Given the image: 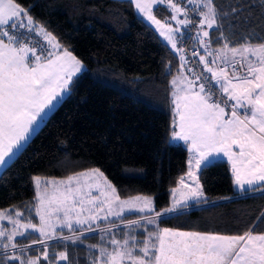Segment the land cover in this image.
<instances>
[{
    "label": "trees",
    "instance_id": "obj_1",
    "mask_svg": "<svg viewBox=\"0 0 264 264\" xmlns=\"http://www.w3.org/2000/svg\"><path fill=\"white\" fill-rule=\"evenodd\" d=\"M17 2L30 9L34 20L81 60L85 71L72 80L69 95L1 172L0 211L18 209L27 216L29 209L33 210L35 176L65 178L93 168L106 175L121 198L148 195L153 197L157 212L168 207L171 190L186 173L188 158L187 147L171 141L175 120L171 78L180 71L179 56L137 14L131 0ZM215 4L223 14L218 9V27L209 31L212 46L225 43L224 36L235 46L264 40V7L259 0H215ZM155 13L161 19L172 14L164 5ZM200 180L204 201L163 215L157 226L148 230L264 233V185L238 191L229 164L222 160L211 162L200 173ZM141 217L129 214L124 219ZM76 233L84 235L83 240L54 239L44 244L34 243L42 238L29 233L16 240V249L1 248L0 261H105L100 259V247L107 241L95 238L98 232ZM135 233L142 242L144 231ZM44 251L48 260L43 258ZM60 252H65L68 260H60ZM5 253L21 260H5Z\"/></svg>",
    "mask_w": 264,
    "mask_h": 264
},
{
    "label": "snow or ice",
    "instance_id": "obj_2",
    "mask_svg": "<svg viewBox=\"0 0 264 264\" xmlns=\"http://www.w3.org/2000/svg\"><path fill=\"white\" fill-rule=\"evenodd\" d=\"M187 2L196 4L197 8L203 2L206 11L191 10L201 19L197 21L190 17L189 9L177 0H134L138 12L156 26L171 49L180 53L182 70L188 60L183 48H178L181 29L186 32L196 29L200 47L214 57L211 63L222 62L212 67L207 56L193 51V56H199L204 71L211 76L193 73L192 77H186L181 71L171 81L176 117L171 138L189 146L192 156L186 177L192 183H187L185 177L180 178L179 186L172 189L173 206L165 212L175 211L187 200L203 196L198 172L202 173L221 153L231 162L237 185L243 188L264 182V40L235 46L224 36L226 42L212 50L210 33L205 26L207 29L218 27V9L219 14H223V9L215 4V0ZM259 2L264 7V0ZM160 5L171 9L170 20L175 21L176 27L153 14L154 6ZM36 36L43 37L46 43L41 44ZM212 39L219 43L215 36ZM251 57H255V61ZM83 67L72 51L34 20L30 9L17 0H0V165L5 164L6 157L14 154V149L27 140L38 118L54 106L53 101L68 90L73 77ZM187 71L193 72L190 68ZM33 183L37 201L33 207L39 216V225L31 221L21 223L9 212L0 211V220L7 219L14 225L11 232L0 229V238H7L2 245L5 250L16 249L14 238L25 236L20 228L39 232L44 239L34 243L44 244L47 239H79L75 235L57 237V226L71 230L73 224L88 225L85 230L92 232L95 230L92 223L109 216L123 217L126 211L155 212L150 197L121 199L117 189L98 168L59 180L36 176ZM23 215L20 211L15 212V217ZM162 216L163 213L155 212L156 218ZM155 223L156 219L143 216L130 221L126 227ZM145 231L147 238L142 242L132 235L122 240L111 239L113 251L101 249L104 264H264V234L254 235L252 230L242 235L201 234L170 228ZM43 258L49 259L47 251L43 252ZM59 259L68 260V256L60 252ZM5 260H21V257L5 253ZM0 264L5 262L0 261ZM21 264H38V259L21 260Z\"/></svg>",
    "mask_w": 264,
    "mask_h": 264
},
{
    "label": "rangeland",
    "instance_id": "obj_3",
    "mask_svg": "<svg viewBox=\"0 0 264 264\" xmlns=\"http://www.w3.org/2000/svg\"><path fill=\"white\" fill-rule=\"evenodd\" d=\"M207 10V9H206ZM205 9H204V11H206ZM171 16V15H170ZM170 16H169V18H157V19H160L162 22H165V21H167L168 23H171L172 25H173V27H176V24H175V21H171L170 20ZM149 22V24L151 25V27L152 28H154V30L157 32V34L159 35V37L161 38V40L164 42V43H166L167 45H169L166 41H165V39L163 38V37H161L160 36V34H159V30L156 28V26L155 25H153L150 21H148ZM181 73V71H179V72H177L172 78H171V81L173 80V78H175V77H177L179 74ZM171 85H172V83H171ZM173 86V85H172ZM172 91H173V87H172ZM145 96L147 97V93H145ZM171 97H172V92H171ZM173 98V97H172ZM63 100V99H62ZM105 175V174H104ZM36 177V176H35ZM40 177H42V178H47V179H52V178H50V177H43V176H40ZM105 177H106V175H105ZM198 177H199V181H200V184H201V180H200V175H198ZM66 178V177H65ZM107 178V177H106ZM185 178H186V182L187 183H192V181L191 180H189V179H187V177L185 176ZM55 179H57V180H59V179H64V178H55ZM108 179V178H107ZM109 181V180H108ZM110 182V181H109ZM111 183V182H110ZM179 183V182H178ZM112 184V183H111ZM113 185V184H112ZM202 185V184H201ZM114 186V185H113ZM93 194L95 195L96 193H95V191L93 192ZM171 194H172V190H171ZM35 196H36V189H35ZM141 196V195H140ZM142 196H146V197H150L151 199H152V201H153V207H154V209H155V204H154V199H153V197L152 196H148V195H142ZM121 199H123V198H121ZM126 199H128V198H126ZM188 202H191L190 200H187ZM37 203V201L35 200V197H34V202H33V206L35 205ZM185 204V203H184ZM173 206V195L171 196V198H170V204L168 205V207H166L165 209H163L162 211H160V213H163V215H167V214H171V213H173V212H176V210H178L177 209V207L178 206H182V205H178L177 207H176V209H175V211H172V212H165V210L166 209H168V208H171ZM6 210V212H9V214H11V215H13V217L14 218H16V219H19L20 221H21V223H27V222H29V221H31L32 223H34V224H37V225H39V216L36 214V212H35V208L33 207V210L32 211H30V212H28L27 213V216L25 215H23V216H21V217H15V212L17 211V210H15V211H12L10 208L9 209H5ZM19 211V210H18ZM21 212V211H20ZM155 212H157L156 210H155ZM155 212H152V213H148V212H145V213H139V212H128V211H126L125 213H124V215H123V217H117V216H115V215H113V216H109L107 219H101V220H98V221H96L95 223H92L91 224V227L93 228V229H95L94 231H92V233H95V232H98V236H95V238H97L99 241H107V242H109L110 243V241H111V239H113V238H115V239H117V240H122L121 239V236H124V237H127V236H129L130 234H132V236L134 235V236H137V234L135 233V232H137L138 230H140V231H144V235H143V241L144 240H146V238H147V232L145 231L146 229H149L150 227H155V226H157V224H158V222H159V218H156L155 217ZM22 213H24L25 214V211L24 212H22ZM85 214H87V213H85ZM129 214H136V215H141V216H148V218H151V219H156V223L155 224H153V225H147V224H142L141 226H133L132 228H128V227H126V225L128 224L127 222H129L130 220H128V219H124V216H126V215H129ZM61 217H63V213H60L59 214ZM103 215V214H102ZM132 221V220H131ZM8 222H9V226H4V230H7V231H9V232H11L12 230H13V228H14V225L8 220ZM53 222L55 223L56 221H55V214H54V216H53ZM119 224V225H118ZM87 227H88V225H83V226H81V225H76V224H73V228L70 230V229H68L67 227H60V226H57L56 227V235H57V237H63V233H65V232H69V233H71L72 234V236L73 235H75L76 237H79V241H81V240H83V237H84V235H82V234H77L76 233V231L77 230H80L81 231V233L82 232H87L85 229H87ZM105 229H111L110 231H106ZM82 230H84V231H82ZM172 230H174V229H172ZM19 231H21V232H25V235H27V234H29V233H34L35 235H38V236H40L41 237V235H40V233L39 232H34V231H32L31 229H27V230H25V229H23V228H20L19 229ZM158 231V230H157ZM176 231H178V230H176ZM185 232V231H184ZM21 237H23V236H16L15 238H21ZM42 239H44V237H41ZM48 240H54V239H47L46 241H48ZM78 240V239H77ZM137 240V239H136ZM7 241H2V242H0V248H3L2 247V245L4 244V243H6ZM130 243H132V241H130ZM112 248H114V246L112 245L111 246ZM102 248H105V247H100V251H101V249ZM107 251H108V249H107ZM113 251V249H111L110 251H108V252H112ZM102 255V254H101ZM103 256V255H102ZM105 260V259H104ZM100 264H104V261H102Z\"/></svg>",
    "mask_w": 264,
    "mask_h": 264
},
{
    "label": "crops",
    "instance_id": "obj_4",
    "mask_svg": "<svg viewBox=\"0 0 264 264\" xmlns=\"http://www.w3.org/2000/svg\"><path fill=\"white\" fill-rule=\"evenodd\" d=\"M132 2H133V4H134V0H131ZM201 4V7H202V9H201V11H204V5H203V2H201L200 3ZM134 6H135V4H134ZM160 6H163V5H160ZM159 7V6H158ZM157 7H155L154 6V10H153V14L154 15H156V13H155V9H156ZM136 9V8H135ZM170 9V8H169ZM206 10V9H205ZM170 11H171V9H170ZM136 12H137V14L144 20V21H146L148 24H149V22H148V20H147V18L146 17H144L143 16V14L142 13H139L138 12V10L136 9ZM156 17L157 18H159L157 15H156ZM150 25V24H149ZM151 26V25H150ZM205 30H208V31H210L211 29H207V26H205ZM181 32H182V29H181ZM181 34V33H180ZM180 34H178V35H180ZM210 39V38H209ZM170 46V45H169ZM231 46V45H230ZM209 47H210V49H212V50H215V49H219L221 46H219V47H214V46H212V43H210V45H209ZM205 52V56H207V59L209 60V63H210V66H212V67H216V64H212L211 62H212V60H213V56H209L208 54H207V52L206 51H204ZM250 55V54H249ZM237 59H239V57H237ZM251 59L253 60V61H255V57H251ZM83 64V63H82ZM84 65V64H83ZM85 71V65H84V67L81 69V71L79 72V73H77L74 77H73V79L75 78V77H77L78 75H80V74H82L83 72ZM70 86H71V83H70V85H69V88H68V90L66 91V92H63L62 94H61V96L60 97H57V100H55V101H53V105L54 106H52V107H50V109H46L45 110V113L46 114H42V118H38V120H37V123L36 124H34L33 125V130L30 132V134H29V136H28V138H27V140L26 141H23V142H21V146L18 148V149H14V154H12V155H10V157H6V163L5 164H3V165H0V174H1V172L3 171V169L14 159V158H16V156L19 154V152L27 145V143L32 139V137L37 133V131L40 129V127L42 126V124L44 123V121L50 116V114L59 106V104L69 95V93H70ZM173 87V86H172ZM63 99V100H62ZM175 119H176V117H175ZM171 141L172 142H174V143H177V144H181V145H184L185 147H187V149H188V158H187V170H186V173L188 172V161H189V159H190V157L192 156V153L189 151V146H188V144L187 143H185L184 141H180V140H173L172 138H171ZM218 160H222V161H226L228 164H229V166H230V170H231V172H232V167H231V162L228 160V158L226 157V156H224L222 153L221 154H218V155H216L215 156V158H213L212 159V161L211 162H214V161H218ZM186 173L182 176V177H185L186 176ZM198 175H200V172H198ZM232 176H233V180H234V186H235V188L238 190V191H240V192H244V191H249V190H251V189H253V188H255V187H258V186H261V185H264V182H260V183H257V184H254V185H245L243 188L242 187H240L239 185H237L236 183H235V176H234V174H233V172H232ZM186 179V178H185ZM180 181V180H179ZM179 186V183L176 185V187H178ZM176 187H174V188H176ZM202 189H203V187H202ZM203 196L202 197H200V198H198V199H195V200H190L191 202H188V201H186L185 202V204H183L182 206H178L177 207V209L179 210L180 208H182L183 206H187V205H190V204H193V203H196V202H201V201H204L205 199H206V194H205V192H204V190H203ZM118 194V193H117ZM138 196H140V195H138ZM142 196V195H141ZM171 196H172V194H171ZM12 211H15V210H17L18 211V209H11ZM1 211H6V210H1ZM19 211H21V210H19ZM177 211V210H176ZM22 212V211H21ZM9 226V222H8V220L7 219H4V220H0V229H4V226ZM201 234H205V233H201ZM252 234H254V235H261V234H264V233H252ZM125 237H123V238H121V239H124ZM18 238H14V243L16 242V240H17ZM2 241H7V238L6 237H2V238H0V242H2ZM106 245L104 246L106 249H108V251H110L111 249H113L111 246H112V244L111 243H109V242H107V243H105ZM1 249V248H0ZM9 249H11V248H9ZM7 250V249H6ZM102 254V252L100 251V259H105V257L104 256H102L101 255Z\"/></svg>",
    "mask_w": 264,
    "mask_h": 264
},
{
    "label": "built area",
    "instance_id": "obj_5",
    "mask_svg": "<svg viewBox=\"0 0 264 264\" xmlns=\"http://www.w3.org/2000/svg\"><path fill=\"white\" fill-rule=\"evenodd\" d=\"M177 2L181 3L183 6H185L187 9H189V16L192 17L194 20H199L202 17L198 16L195 12H192V9H196L197 12L201 11V4H199V8H197L196 4H189L187 2V0H177ZM181 19H184L183 16L180 17ZM197 36V30L196 29H191L190 31H185L184 29H182V32L180 35H178V48H183L184 50V55L186 57V59L188 60L187 65L185 66V68L182 70L181 69V61H180V71L184 72V75L186 77H192L193 73L196 75H199L201 73H203V76L205 77H210L211 74L207 73L204 71V66L202 63L199 62V56H193V51H197L199 52L200 55H204L205 56V49L200 47L199 45V41L198 39H196ZM182 37V38H181ZM36 40H39V42L41 44H45L46 42L43 40V37L41 36H36L35 37ZM179 57H180V53L173 50ZM180 59V58H179ZM214 59V58H213ZM222 62L220 60H216V64H221ZM192 69L193 72H188L187 69ZM229 71H231V69H229ZM241 71H243L241 69ZM217 95H220V93H217ZM232 102H229V104H231ZM229 108H226V111H229ZM243 111V110H241ZM264 215V211L262 213L261 216Z\"/></svg>",
    "mask_w": 264,
    "mask_h": 264
}]
</instances>
